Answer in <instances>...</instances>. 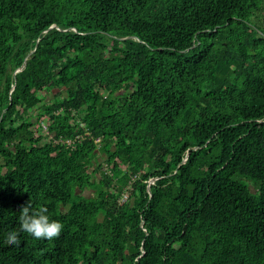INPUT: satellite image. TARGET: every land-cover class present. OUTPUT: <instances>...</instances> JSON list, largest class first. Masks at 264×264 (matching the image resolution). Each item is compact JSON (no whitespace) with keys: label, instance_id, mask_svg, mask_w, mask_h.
<instances>
[{"label":"trees","instance_id":"obj_1","mask_svg":"<svg viewBox=\"0 0 264 264\" xmlns=\"http://www.w3.org/2000/svg\"><path fill=\"white\" fill-rule=\"evenodd\" d=\"M0 264H264V0H0Z\"/></svg>","mask_w":264,"mask_h":264},{"label":"clouds","instance_id":"obj_2","mask_svg":"<svg viewBox=\"0 0 264 264\" xmlns=\"http://www.w3.org/2000/svg\"><path fill=\"white\" fill-rule=\"evenodd\" d=\"M63 228L61 222L49 217L46 207L34 210L29 201L19 212V228L6 233L5 243L9 246H19L22 233H27L37 240H53L59 238Z\"/></svg>","mask_w":264,"mask_h":264},{"label":"rangeland","instance_id":"obj_3","mask_svg":"<svg viewBox=\"0 0 264 264\" xmlns=\"http://www.w3.org/2000/svg\"><path fill=\"white\" fill-rule=\"evenodd\" d=\"M49 97V99L50 98H52V95H49L48 96ZM44 132H42V134H47L48 133V128H47V124H45L44 125ZM36 134H37V132H36ZM100 141V139H97V142H99ZM65 143H67V144H72V141L71 140H65ZM100 162H102V160H100ZM124 168V167H123ZM126 168V167H125ZM124 168V169H125ZM155 179H151L150 180V183H153L152 181H154ZM250 188H251V190L253 191V192H255V189H254V187H253V185L250 183ZM84 195H86V196H91L93 193H92V191L91 190H86L84 193H83ZM127 196H123V198L121 199V203H124V202H126V200H127Z\"/></svg>","mask_w":264,"mask_h":264},{"label":"water","instance_id":"obj_4","mask_svg":"<svg viewBox=\"0 0 264 264\" xmlns=\"http://www.w3.org/2000/svg\"><path fill=\"white\" fill-rule=\"evenodd\" d=\"M54 28H57L58 30H61L62 31V28H60V27H58V26H52L50 29H54ZM68 30H71V29H67L66 31H68ZM74 31H76V29L74 28L73 29ZM129 38H132V37H129ZM129 38H127V39H129ZM33 53V52H32ZM31 53V54H32ZM28 59H29V57H27V59L25 60V63H24V65L18 70V71H16L15 72V74L17 73V72H19V71H21L22 70V68H25L26 66H27V64H28ZM15 87V85L13 86V88ZM189 157V155L187 156V158ZM156 180V179H155ZM153 182V181H152ZM144 254V251L141 253V255H143Z\"/></svg>","mask_w":264,"mask_h":264}]
</instances>
